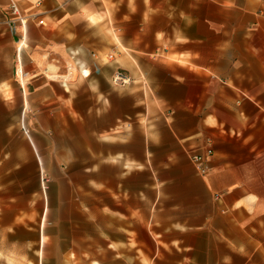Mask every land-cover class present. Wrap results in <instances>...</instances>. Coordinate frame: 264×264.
Listing matches in <instances>:
<instances>
[{
    "label": "crops",
    "instance_id": "1",
    "mask_svg": "<svg viewBox=\"0 0 264 264\" xmlns=\"http://www.w3.org/2000/svg\"><path fill=\"white\" fill-rule=\"evenodd\" d=\"M7 10L0 264H264V0H41L22 46Z\"/></svg>",
    "mask_w": 264,
    "mask_h": 264
},
{
    "label": "built area",
    "instance_id": "2",
    "mask_svg": "<svg viewBox=\"0 0 264 264\" xmlns=\"http://www.w3.org/2000/svg\"><path fill=\"white\" fill-rule=\"evenodd\" d=\"M8 1V10H7V19L6 22L14 24L18 27V39L21 41L20 46L26 40V26L29 21H34L38 25H43V11L41 10V0L34 1L30 10H23L20 0H7ZM114 85L123 86L129 82V78L120 70H117L112 78ZM23 131L28 135V130L22 126ZM213 155L212 149L209 146H206L199 152L191 153L189 158L193 163L197 173L200 176H205L209 170V162Z\"/></svg>",
    "mask_w": 264,
    "mask_h": 264
},
{
    "label": "rangeland",
    "instance_id": "3",
    "mask_svg": "<svg viewBox=\"0 0 264 264\" xmlns=\"http://www.w3.org/2000/svg\"><path fill=\"white\" fill-rule=\"evenodd\" d=\"M31 113V112H30ZM30 113H28L30 115ZM33 113V112H32ZM35 114H36V111H34V114H33V119L35 118ZM30 117V116H29ZM31 119V118H30ZM25 123V122H24ZM21 121H20V127L21 128ZM26 125V124H25ZM27 129V128H26ZM21 130V133L24 134L25 132ZM29 130V129H28ZM24 132V133H23ZM30 132V130H29ZM56 151L55 150H51V154H50V157H51V164L56 166L55 167V170H50L49 172H42L40 169L37 170V171H21L19 170L17 172V175H18V178H25L26 180H28L29 182L33 181L34 179H38V180H41L43 178V180H53L55 178H57V176H61L63 175L64 173H66L65 171L59 169V166L57 165V155L55 153ZM33 161L34 162H37V156L33 154ZM30 184H33V182H31Z\"/></svg>",
    "mask_w": 264,
    "mask_h": 264
}]
</instances>
